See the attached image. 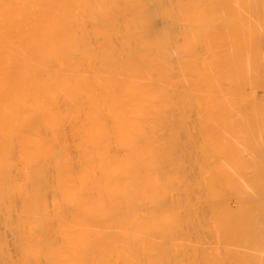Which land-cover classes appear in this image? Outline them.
I'll return each instance as SVG.
<instances>
[{
    "label": "bare ground",
    "instance_id": "obj_1",
    "mask_svg": "<svg viewBox=\"0 0 264 264\" xmlns=\"http://www.w3.org/2000/svg\"><path fill=\"white\" fill-rule=\"evenodd\" d=\"M263 49L264 0H0V264H264Z\"/></svg>",
    "mask_w": 264,
    "mask_h": 264
},
{
    "label": "rangeland",
    "instance_id": "obj_2",
    "mask_svg": "<svg viewBox=\"0 0 264 264\" xmlns=\"http://www.w3.org/2000/svg\"><path fill=\"white\" fill-rule=\"evenodd\" d=\"M261 50H262V49H261ZM263 52H264V49H263L262 53H263ZM263 54H264V53H263ZM263 61H264V60H263ZM61 69H62L61 65L57 66V70H58V71H60ZM247 88H248V90H249V89L252 90V87H247ZM257 91H258V95H256ZM257 91H253V95H254V97L256 98L257 96H259V97H261L260 100H262V98H264V93H262V91L259 90V89H258ZM255 92H256V93H255ZM259 93H260V94H259ZM255 95H256V96H255ZM262 96H263V97H262ZM83 99H84L85 101H88V99H89L88 94L84 93V94H83ZM258 99H259V98H258ZM196 102H197V103H196ZM192 111H193V113H192V115H191L192 117H190V119H191L192 121L194 120V122H196L195 120H198V115H197V114H199V112H200V104H199L198 101H194V102H193ZM194 122H192V123H194ZM68 132L71 133V134H69L68 136L71 135V136H70V137H71L70 140L72 141V138H73V136H72V132H71V131H68ZM68 132H67V133H68ZM65 137L67 138V136H65ZM67 139H69V137H68ZM68 141H69V140H68ZM71 141H69V142H71ZM16 209H18V211H19V208L16 207ZM16 209H15V211H16ZM12 210H14V209H12ZM12 210L10 211V213L12 212ZM66 212H67V211H66ZM12 213H13V215H14L15 212H12ZM12 213H11V215H12ZM16 214H17V213H16ZM67 214H69V216L67 215V219L70 220V219L72 218V216L70 215V213H67ZM13 215H12V216H13ZM14 216H15V215H14ZM6 229H7V228H6ZM50 240L52 241V244H53V245L55 244L54 246L52 245L53 247H51V248H52L51 250H50V248H49V247L51 246V244H50V246H48L49 244H48V245L44 244L45 247L48 246V247H46V248H49V250L46 249L44 253H43L42 250H40V249H42V247L39 248V250H38V252L42 251L43 254H42L41 252H40V253L43 255V257H42V255H41V257H39V256H38V255H39L38 253H37V256H38V257H37L34 253H32V254H34V256H36V258H38V259H39L40 261H42V262H45L46 264L49 263V258H50V257L54 258L53 256H55V254L57 253V251L60 250V248L64 245V243L66 244V241L63 242V244H62V242H61L62 240H60V244H62V245H60V248L58 247L59 249L56 247V248H57V251L54 249L56 253L54 252V253H53V256H52V252L54 251L53 248L56 246L57 243H59V239H58V240H55V241H57V242L54 241V243H53V240H54V239H53V240L50 239ZM51 241H49L48 243H50ZM23 243H24V242H23ZM23 243H22V244H23ZM25 243H26V242H25ZM33 243H34V242H33ZM35 243H36V242H35ZM80 244H81V243H80ZM20 245H21V244H20ZM29 245H30L29 242H27V246H29ZM32 245H34V244H32ZM38 245L41 246L40 244H38ZM38 245H37V243H36V246H37V247H38ZM42 245H43V243H42ZM89 245H91V244H89ZM11 246H13V245H11ZM23 246H25V244H24ZM30 246H31V245H30ZM30 246H29V247H26V246H25V247H26V248H32V247H30ZM44 246H43V247H44ZM57 246H58V245H57ZM64 247H66V245H64L63 248H64ZM82 247H83V244H82ZM10 248H13V247H10ZM14 248H15V247H14ZM14 248H13V249H14ZM19 249H20V250H18V251L21 253V251H22L24 248L22 247V250H21V248H19ZM34 249H35V246H34ZM34 249H32V251H33ZM37 249H38V248H37ZM28 250H29V249H28ZM28 250H26V251H27L28 254H29L30 252H29ZM30 250H31V249H30ZM47 250H48V252H47ZM85 250H87L86 252L89 251V253L84 252ZM85 250H83V252H84V253L82 252L83 254H82V253H80V254L78 253V255L80 256V260H79V259H78V260H79V261H81V260L84 261L83 259H86V260H85L86 264H87V263H88V264H95V263L98 264V263H97L98 260L96 259L97 256H94V255L90 252V250H88V249H85ZM60 251H63L62 248H61ZM60 251H59V252H60ZM19 252H18V253H19ZM22 252H23V251H22ZM46 252H47V253H46ZM59 252H58V253H59ZM78 252H80V251H78ZM92 252H93V251H92ZM15 253H16V252H15ZM18 253H17V254H18ZM45 253H46V255L49 254V253H51V254L49 255L50 257L48 256L49 258H46V257L44 256ZM64 253H65V252H64ZM85 253H86V255H85ZM93 253H94V252H93ZM22 254H23V253H22ZM26 254H27V253H26ZM30 254H31V253H30ZM119 254H120V253L117 252V251H112V252L108 253V255H107V260H108V262H109V260L113 259V260L110 261V264H119V262H118V261H119V258H120V257L123 258V256H122V255L120 256ZM13 255H14V254H13ZM13 255H12V256H13ZM15 255H16V254H15ZM15 255H14V256H15ZM20 255H21V254H20ZM23 255H24V254H23ZM57 255H58V259H57V261L54 262V264H55L56 262L58 263V260H59V264H60V262H61V264H62V263H63V260H61V259H63V258L66 257V256H64V257L62 256L61 258H59V254H57ZM57 255H56V256H57ZM60 255H61V254H60ZM113 255H114V256H113ZM27 256H28V255H27ZM27 256H26V257L23 256V257L28 258ZM29 256L31 257V255H29ZM56 256H55V257H56ZM83 256H85V258H83ZM17 257H18V255H17ZM21 257H22V256H21ZM21 257H20V258H21ZM30 257H29V258H30ZM44 257H45V258H44ZM86 257H87V258H86ZM111 257H112V258H111ZM113 257H114V258H113ZM10 258H11V257H10ZM10 258H9V259H10ZM25 258H24L23 260H25ZM41 258H43V259H41ZM56 258H57V257H56ZM56 258H55V259H56ZM81 258H82V259H81ZM110 258H111V259H110ZM122 258H121V259H122ZM13 259H14V258H13ZM18 259H19V258H18ZM18 259L16 258V260H18ZM21 259H22V258H21ZM44 259H46V260H44ZM64 259L66 260V258H64ZM93 259H94V260H93ZM14 260H15V259H14ZM14 260L10 259V261H11L10 264H14V263H16V262H14ZM30 260L32 261V260H35V259H34V257H33V259L30 258ZM12 261H13V262H12ZM19 261H20V259H19ZM21 261H22V260H21ZM21 261H20V263H21ZM26 261H27V259H26ZM35 261H37V260H35ZM35 261H33V264H34ZM40 261H39V262H40ZM46 261H47V262H46ZM50 261L52 262V259H50ZM24 262H25V261H24ZM42 262H40V263H42ZM85 262H84V263L82 262V264H85ZM111 262H112V263H111ZM122 262L124 263V261H122ZM122 262H121V260H120V264H123ZM141 262H143V261H141ZM18 263H19V262H18ZM18 263H16V264H18ZM27 263H28V261L25 262L24 264H27ZM45 263H42V264H45ZM21 264H23V263H21ZM28 264H30V262H29ZM36 264H37V262H36ZM49 264H52V263H49ZM64 264H66V263H64ZM80 264H81V262H80Z\"/></svg>",
    "mask_w": 264,
    "mask_h": 264
}]
</instances>
